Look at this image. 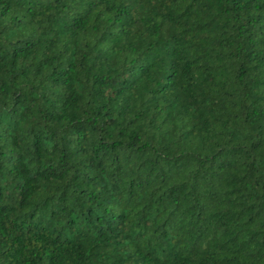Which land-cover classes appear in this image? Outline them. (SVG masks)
I'll return each instance as SVG.
<instances>
[{
    "label": "trees",
    "instance_id": "1",
    "mask_svg": "<svg viewBox=\"0 0 264 264\" xmlns=\"http://www.w3.org/2000/svg\"><path fill=\"white\" fill-rule=\"evenodd\" d=\"M0 264H264V0H0Z\"/></svg>",
    "mask_w": 264,
    "mask_h": 264
}]
</instances>
